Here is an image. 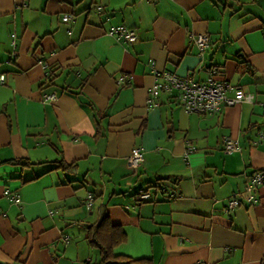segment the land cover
Masks as SVG:
<instances>
[{
	"label": "crops",
	"instance_id": "1",
	"mask_svg": "<svg viewBox=\"0 0 264 264\" xmlns=\"http://www.w3.org/2000/svg\"><path fill=\"white\" fill-rule=\"evenodd\" d=\"M152 60L197 81L216 69L253 100L186 112L162 92L151 106ZM0 73V264L99 263L87 235L103 214L126 233L115 254L141 264H264V183L256 203L245 189L264 169V0H0Z\"/></svg>",
	"mask_w": 264,
	"mask_h": 264
},
{
	"label": "built area",
	"instance_id": "2",
	"mask_svg": "<svg viewBox=\"0 0 264 264\" xmlns=\"http://www.w3.org/2000/svg\"><path fill=\"white\" fill-rule=\"evenodd\" d=\"M154 1V0H152ZM74 13L68 12L63 14V20H74ZM111 35L124 42H134L137 40V34L133 29L127 27H113L109 30ZM15 36V35H14ZM195 42L202 54L210 45L211 37L208 33H200L195 37ZM153 72L155 75V82L150 88V96L148 98L149 105L156 106L158 102L156 98L162 92L175 93L179 98L180 103L186 112H200V113H214L220 111L223 106L231 105L244 100L252 101L253 95L245 93L239 86H233L225 79H216L214 77L216 69L205 81H197L192 76H180L175 72L169 70H159L155 67V61H151ZM128 74H122L118 77V82L124 84L129 80ZM6 81L4 73H0V83ZM234 90V96H229L228 91ZM48 97L55 98V94H49ZM264 138V133L260 137ZM259 140V141H260ZM225 151L233 153L239 149L238 140L234 137L228 136L225 138ZM144 160V150L141 145H136L132 148L131 154L128 157V163L131 167L137 168ZM264 183V169H257L250 176L246 183V198L251 203H256L258 197L254 191ZM152 191L149 187L139 190L135 196L137 202H141L151 198ZM93 193L89 192L87 195V207L93 204ZM20 196L17 194L15 200L20 201ZM241 197H234L229 201L228 207L232 208L241 203ZM264 262V257H263Z\"/></svg>",
	"mask_w": 264,
	"mask_h": 264
},
{
	"label": "trees",
	"instance_id": "3",
	"mask_svg": "<svg viewBox=\"0 0 264 264\" xmlns=\"http://www.w3.org/2000/svg\"><path fill=\"white\" fill-rule=\"evenodd\" d=\"M15 162L23 165L28 163L24 159ZM59 166L64 169L72 167L63 160L60 161ZM87 237L91 244L100 249L101 259L95 264H141L145 260L125 254H115V247L126 239V233L120 225L111 223L107 214H103L98 221L88 225Z\"/></svg>",
	"mask_w": 264,
	"mask_h": 264
}]
</instances>
